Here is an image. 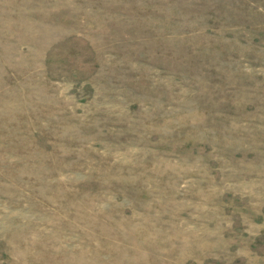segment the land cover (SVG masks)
Returning a JSON list of instances; mask_svg holds the SVG:
<instances>
[{"label": "rangeland", "instance_id": "rangeland-1", "mask_svg": "<svg viewBox=\"0 0 264 264\" xmlns=\"http://www.w3.org/2000/svg\"><path fill=\"white\" fill-rule=\"evenodd\" d=\"M0 264H264V0H0Z\"/></svg>", "mask_w": 264, "mask_h": 264}]
</instances>
